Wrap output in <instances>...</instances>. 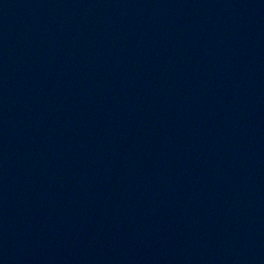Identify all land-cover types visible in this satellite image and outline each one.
Returning <instances> with one entry per match:
<instances>
[{
	"label": "water",
	"instance_id": "1",
	"mask_svg": "<svg viewBox=\"0 0 264 264\" xmlns=\"http://www.w3.org/2000/svg\"><path fill=\"white\" fill-rule=\"evenodd\" d=\"M0 264H264V0H0Z\"/></svg>",
	"mask_w": 264,
	"mask_h": 264
}]
</instances>
